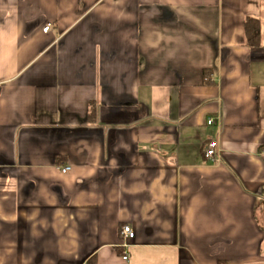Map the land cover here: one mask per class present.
Instances as JSON below:
<instances>
[{
  "label": "crops",
  "instance_id": "crops-1",
  "mask_svg": "<svg viewBox=\"0 0 264 264\" xmlns=\"http://www.w3.org/2000/svg\"><path fill=\"white\" fill-rule=\"evenodd\" d=\"M263 4L0 0V264H264Z\"/></svg>",
  "mask_w": 264,
  "mask_h": 264
},
{
  "label": "trees",
  "instance_id": "trees-1",
  "mask_svg": "<svg viewBox=\"0 0 264 264\" xmlns=\"http://www.w3.org/2000/svg\"><path fill=\"white\" fill-rule=\"evenodd\" d=\"M261 29H262V23L259 19L249 17L246 20L245 30H246L248 45L250 47L259 48L262 45ZM205 76L210 79L212 77V73L210 71H206Z\"/></svg>",
  "mask_w": 264,
  "mask_h": 264
},
{
  "label": "built area",
  "instance_id": "built-area-1",
  "mask_svg": "<svg viewBox=\"0 0 264 264\" xmlns=\"http://www.w3.org/2000/svg\"><path fill=\"white\" fill-rule=\"evenodd\" d=\"M50 30V27H46L44 29V32L47 33ZM209 124H213V121H209ZM217 150H218V142L217 141H211L207 151L205 153V158L209 159V160H213L216 158L217 156ZM71 169L69 167H65L62 169V173H68ZM122 235L124 237V239H134L135 238V233L133 231V229L129 226H126L122 229ZM127 259V258H125Z\"/></svg>",
  "mask_w": 264,
  "mask_h": 264
},
{
  "label": "rangeland",
  "instance_id": "rangeland-1",
  "mask_svg": "<svg viewBox=\"0 0 264 264\" xmlns=\"http://www.w3.org/2000/svg\"><path fill=\"white\" fill-rule=\"evenodd\" d=\"M262 7L264 8V4ZM262 20H263V45H264V17H262Z\"/></svg>",
  "mask_w": 264,
  "mask_h": 264
}]
</instances>
